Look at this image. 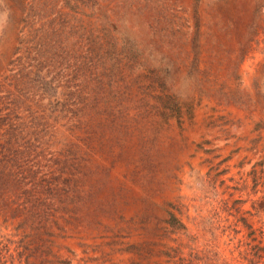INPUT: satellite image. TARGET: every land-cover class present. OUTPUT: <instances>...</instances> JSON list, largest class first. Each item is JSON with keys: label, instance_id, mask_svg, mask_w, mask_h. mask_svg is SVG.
Here are the masks:
<instances>
[{"label": "rangeland", "instance_id": "rangeland-1", "mask_svg": "<svg viewBox=\"0 0 264 264\" xmlns=\"http://www.w3.org/2000/svg\"><path fill=\"white\" fill-rule=\"evenodd\" d=\"M0 264H264V0H0Z\"/></svg>", "mask_w": 264, "mask_h": 264}]
</instances>
